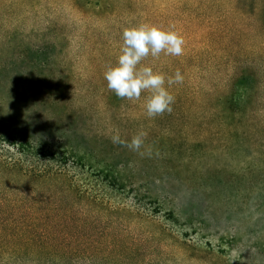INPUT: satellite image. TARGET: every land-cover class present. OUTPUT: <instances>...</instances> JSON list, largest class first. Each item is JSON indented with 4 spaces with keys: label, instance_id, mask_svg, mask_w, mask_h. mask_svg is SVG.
Masks as SVG:
<instances>
[{
    "label": "rangeland",
    "instance_id": "rangeland-1",
    "mask_svg": "<svg viewBox=\"0 0 264 264\" xmlns=\"http://www.w3.org/2000/svg\"><path fill=\"white\" fill-rule=\"evenodd\" d=\"M236 1L0 0V161L63 168L79 202L102 207L85 226L78 205L80 226L67 213L59 233L0 229V264H264V2ZM145 22L185 40L142 61L184 76L153 118L149 92L122 99L104 79L124 28ZM117 130L147 135L133 150ZM20 190L52 201L31 181L4 194Z\"/></svg>",
    "mask_w": 264,
    "mask_h": 264
},
{
    "label": "clouds",
    "instance_id": "clouds-1",
    "mask_svg": "<svg viewBox=\"0 0 264 264\" xmlns=\"http://www.w3.org/2000/svg\"><path fill=\"white\" fill-rule=\"evenodd\" d=\"M184 44V37L175 25L145 22L124 28L119 55L104 71L107 88L117 97L130 101L139 100L144 91L149 92L144 102L148 118L164 112L170 113L175 98L169 89L183 82V74L177 69L174 75L166 76L164 72L154 70L151 64H144L142 61L149 56L157 59L161 53L166 56H180ZM146 135V132L140 131L130 141H126L117 130L111 140L114 144L138 150Z\"/></svg>",
    "mask_w": 264,
    "mask_h": 264
},
{
    "label": "trees",
    "instance_id": "trees-1",
    "mask_svg": "<svg viewBox=\"0 0 264 264\" xmlns=\"http://www.w3.org/2000/svg\"><path fill=\"white\" fill-rule=\"evenodd\" d=\"M263 2L264 0H261L262 4ZM240 3L241 0L236 1V4ZM0 7L2 6L0 5ZM57 22L58 20L56 18L46 20L45 29L49 31L54 30L53 32L60 37V32L58 31L59 25ZM223 91L218 95H221V98L227 103V96L231 90L229 92ZM215 98H217V96H215ZM32 148L34 149V147ZM32 153L35 157H42L43 155L38 149L37 151H32ZM33 159H35L34 161H38L36 158ZM42 164L45 165V163ZM66 175L67 174L63 168L52 170L43 167L39 168L34 164L27 167L24 166L20 160H14L12 162L6 160L0 161V178L6 179L5 183H0V229L24 230L30 232L33 229H44L52 233H59L65 226L66 221L64 219V214L67 213L71 219L69 225L73 229H77V227L80 226L79 223L81 221L80 214L76 215L78 205L81 206L86 213V217L82 218V221L84 222L82 224L89 226L92 216L88 215H91V213L93 214L96 208L102 207L100 204H96L92 201L81 204V202H79L82 198L80 194H76V190H73L71 186L67 187L64 184L63 179ZM29 181L33 182L34 188H36L40 194L45 192V188H51L53 192L52 195H49L52 197L50 204L47 205L46 201L41 198H28L24 195L28 190H20V194H22L20 198L4 194H10L11 192L9 193L8 191L11 190L12 186H27ZM73 193L75 194L72 198H77V201L72 198L69 199V196ZM50 216H52L51 222L47 221V218ZM56 239L59 240V238ZM88 253L89 252H86V256H88ZM49 254L58 257V253L54 248L49 251Z\"/></svg>",
    "mask_w": 264,
    "mask_h": 264
}]
</instances>
